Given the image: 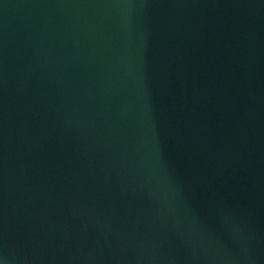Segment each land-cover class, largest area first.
Returning a JSON list of instances; mask_svg holds the SVG:
<instances>
[{
    "label": "water",
    "instance_id": "water-1",
    "mask_svg": "<svg viewBox=\"0 0 264 264\" xmlns=\"http://www.w3.org/2000/svg\"><path fill=\"white\" fill-rule=\"evenodd\" d=\"M0 264H264V0H0Z\"/></svg>",
    "mask_w": 264,
    "mask_h": 264
}]
</instances>
